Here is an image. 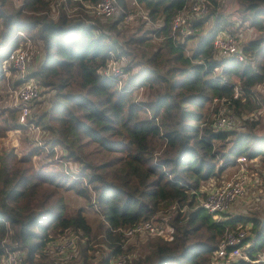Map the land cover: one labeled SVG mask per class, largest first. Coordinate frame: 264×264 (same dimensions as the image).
<instances>
[{"label":"trees","instance_id":"obj_1","mask_svg":"<svg viewBox=\"0 0 264 264\" xmlns=\"http://www.w3.org/2000/svg\"><path fill=\"white\" fill-rule=\"evenodd\" d=\"M53 1L23 0L24 6L8 15L3 9L6 0H0V19L5 21L0 34V80L4 64L21 45L20 34L37 33L44 42L45 58L33 76L41 87L55 91L50 110L32 120L49 133L47 146L21 153L12 149L0 156V264L14 250L27 252L21 264H48L46 248L72 232L90 238L87 243L112 250L99 264L122 255L133 264L130 252L123 249L125 231L160 220L159 214L174 207L177 214L168 218L171 236L149 239L147 255L135 264H218L215 253L223 236L240 230L250 233L245 239L250 261L228 264H264L263 216L223 213L218 220L201 207L204 183L221 180L241 158L261 164L264 170L259 118L245 119L242 131L215 126L223 109L238 117L264 110V98L257 92L264 86V0H240L239 27L219 14L217 0H208L209 15L194 22L198 33L184 43L173 36L172 23L191 0H136L148 11L145 22L159 27L147 31L155 37L144 33L127 41L131 51L95 24L66 12L58 23L48 21L42 13L51 12ZM66 1L70 8L101 0ZM118 1L126 13L122 9L107 29L120 34L119 24L133 10L127 9V0ZM25 10L40 16L32 21L23 15ZM212 18L213 28L200 35L194 47ZM244 24L259 33L241 47L244 60L218 59L213 47L218 33L238 35ZM134 51L142 53L140 59L131 57ZM114 57L124 81L102 74ZM125 57L130 59L127 66L121 63ZM142 91L144 99L139 98ZM11 117L12 123L5 119L0 124V141L12 130L28 128ZM59 150L65 155L57 158ZM70 163L78 170L65 169ZM64 194L69 200L98 205L103 222L96 232L83 209H70ZM87 248L79 242L76 250L87 255ZM37 256L44 263L36 261Z\"/></svg>","mask_w":264,"mask_h":264},{"label":"rangeland","instance_id":"obj_2","mask_svg":"<svg viewBox=\"0 0 264 264\" xmlns=\"http://www.w3.org/2000/svg\"><path fill=\"white\" fill-rule=\"evenodd\" d=\"M66 1L65 0H54L51 8V12H45L42 13V15L47 16L48 21H54L58 23L61 19L62 13L66 12V15L68 17H79L86 23H93L95 26H98L104 33H109L114 39L118 40L124 48L131 51L130 48L126 45V42L133 38V37H139L142 36L144 33H148V37H155L152 32L147 31H154L159 27V24L157 26H151L150 23H146L147 19L144 18V14L147 12L144 8L141 6H137L135 0H127V9L133 10L130 12L128 16H136V19L134 20H127V18L119 24V31L120 34L117 32H108L110 30L107 29V26L110 24H113L119 16H117L114 19H104V18H96V20H93L92 16H89L86 13V10L83 9V3H80L78 6L69 8L70 11H65ZM24 6V2L22 0H6V3L3 6V9L6 11L8 15L17 12L21 7ZM219 14H224L226 17H228L237 27L241 26V22H238L237 20H240L241 14L239 13L241 9L240 0H223L219 2ZM68 8V6H67ZM121 8V7H120ZM135 8L139 9L138 11H135ZM123 9V7H122ZM123 12L126 13V10L123 9ZM24 16L32 17V21L39 18L40 15L33 14L32 12L25 10L23 11ZM235 20H234V19ZM214 19H210L207 23H205L204 31L203 33H199V36L196 37V40L194 41L193 45L194 47L197 45V41L200 38V35H205L211 28H213ZM162 25V23H160ZM5 27V21L3 19H0V34L2 30ZM245 27H247V30H245ZM198 32L194 31V36L197 35ZM238 34V43L239 48L240 46L243 47L245 43L251 41L254 39L256 35L259 33L256 30H253L252 28H249L248 25L244 24V28H242V31H240ZM22 36L21 39V45L19 49L22 47V44H29L33 50V59L30 62L31 67H29L27 76L29 75L30 78L27 79V76L23 78V74L17 72L14 70L13 67L6 69V66L4 64L2 69V75L0 80V124L4 122L5 119H7V123H12V117H17V122H19V109L17 108V105H19L18 100V93L23 87V85L26 83L27 80H34L40 88V95L39 97L33 102L32 105V113L30 122L32 120L37 121L41 115H44L45 112H48L50 110V107L54 101L55 91L52 87H41V83L39 81V78L36 76L34 77L33 74L35 72H38L40 70V64L43 62L45 58V48H44V42L41 40L40 36L37 33H32L28 36V34L21 33ZM1 36V35H0ZM151 43V42H150ZM184 43V41L182 42ZM17 49V50H19ZM134 50H137L133 48ZM16 50V51H17ZM15 51V52H16ZM13 54V53H12ZM11 54V55H12ZM137 57V59H140L142 53L140 54L137 51H134L132 53L131 57ZM112 59H115L112 58ZM110 59V60H112ZM109 60V61H110ZM117 60V59H116ZM118 61V60H117ZM114 61H110L109 64ZM130 62V59L125 57L121 63H124V65H128ZM108 64V65H109ZM32 76V77H31ZM119 78L123 81L125 80L126 76L124 75V72L119 75ZM20 83V84H19ZM19 84V85H18ZM257 92L261 94V96L264 98V86L257 87ZM145 92H141L139 98L144 99ZM10 110H19L16 114H11ZM225 111V109H223ZM256 114L257 117H259L261 123L258 127V132L261 134H264V110ZM238 119L237 121V127L236 130L242 131L245 130L244 127V121L249 116L248 113L243 114L241 117H238L234 113H230ZM217 117V116H216ZM215 119V118H214ZM28 128L26 130H12L10 131L1 141H0V156L5 151H11L12 149H15L18 153H21L22 151L29 150L35 147H42L44 149L47 146V141L49 139L48 135L49 133L44 132V129L41 126H37L36 122H32V124L27 126ZM242 127V128H241ZM161 149H163V146H161ZM49 152V148L45 150V153H43L42 157H44ZM161 152V151H160ZM57 158H60L59 156L65 155L64 152L59 150L56 152ZM56 158V159H57ZM67 170L75 172L77 167L73 164H67L65 165ZM245 177L246 181L249 183L248 187V194L246 197L238 200L235 204H233L229 211L225 213L226 216H252L254 214L259 215L260 217H264V170L261 164L255 162V163H248L246 161L245 163ZM240 167L236 165L234 168L229 169L226 174L222 177L221 180L215 179L216 182H222L225 180H229L232 178V176L239 170ZM254 180H257V183H253ZM206 186V183L203 185ZM61 195H63L61 193ZM65 201L69 204L70 209L78 211L79 209H83V214L86 216V218L89 221L90 226L93 229V233L97 231V229L100 227L101 223L103 222V218L100 213V208L96 204L95 207L87 205L86 202L79 198H73L70 199V196L68 194H64ZM177 214L176 207L172 208L168 213L161 215L159 214L157 216L160 220H155V222L164 228L165 231V237L169 238L172 233V228L169 224L168 218L173 217ZM250 234V233H249ZM78 236L80 239H83V242H80L83 244L85 248L89 246L90 251L87 253V255L81 254L79 250H76V248H72L73 242H75V237ZM248 235L247 237H249ZM64 237H69L68 240L63 241L60 246L58 247V250L56 249L55 245H51L48 249L44 251L45 255V262L48 264H99L107 255L111 254L112 250L105 245H99V244H93V242L87 243V236H81L78 233H69L65 234L60 240H63ZM152 238L150 236H134V237H128L126 236V242L124 250L130 252V255L132 258H130L135 264L136 262L142 260L148 253L149 245L148 241ZM91 240V239H90ZM56 241V240H55ZM49 245V244H48ZM84 249V248H82ZM88 249V248H87ZM74 250H76L74 252ZM22 257V263L27 257V252L23 251H9L4 258V262L7 261L8 257L9 260H12L13 258H16L18 256ZM36 261L44 263V258L41 256L35 257ZM115 261V260H113ZM138 264V263H137ZM141 264V262L139 263ZM221 264H228L225 261H221Z\"/></svg>","mask_w":264,"mask_h":264},{"label":"built area","instance_id":"obj_3","mask_svg":"<svg viewBox=\"0 0 264 264\" xmlns=\"http://www.w3.org/2000/svg\"><path fill=\"white\" fill-rule=\"evenodd\" d=\"M23 1V0H22ZM66 1V0H65ZM218 2L223 0H217ZM83 9L86 10V13L89 16L104 18L107 20L114 19L120 15L122 8L118 0H101L98 3L84 2ZM210 2L208 0H191L188 8L181 11L173 20L172 23V34L179 40V42H185L186 38L190 35L194 36V31L197 29L194 27V22L198 19H204L209 15ZM68 3L66 1L64 9L70 11L69 7L67 8ZM145 19H149V14L146 12L144 14ZM136 16H128L127 20H134ZM178 42V41H177ZM214 52L218 59L222 58H234L237 57L240 60H244V55L242 53V48L238 43V35H234L228 31H220L214 40ZM33 59V50L29 44H22V47L14 52L9 59L6 61V69L13 67L14 70L23 74V78L27 76L29 67H31L30 62ZM110 61L111 62L109 64ZM107 66L102 71L103 76L108 78H118L123 70L120 66V63L116 59L110 60ZM239 89L236 88L234 98L239 97ZM40 88L39 85L34 80H27L23 85L21 90L18 93L19 105L17 108L20 110L19 124L28 126L30 123L32 105L33 102L39 97ZM225 100H222L223 104ZM257 113L249 114L247 119L257 120L259 117ZM215 126L217 130H233L237 127V119L232 114H225L223 111L217 115L215 119ZM247 159L241 158L238 161L239 170L232 176L231 179L225 180L222 182H216L215 180L209 181L204 187L206 192V197L201 203V207L204 208L210 214L216 215V219L220 220L221 214L229 211L230 207L235 204L238 200L244 198L248 194L249 183L246 181L245 173V163ZM253 183H257V180H254ZM126 236H150L153 238L165 237V231L162 226H159L155 220L144 221L134 228L125 231ZM250 235L248 230H240L238 232H227L220 242V245L215 253V259L219 260L218 264H221V261L227 263L245 260L250 261L249 256L245 253V250L249 247L248 243H245L246 237ZM75 237V242L72 244V248L78 247L79 242H83V239H80L78 236ZM69 237H64L63 240H57L50 243L55 245L56 249L60 244L68 240ZM89 244V243H88ZM48 247V248H49ZM76 250H74L75 252ZM22 257L19 255L12 260H9V257L4 264H21ZM115 260V261H113ZM128 257L122 255L118 258H111L109 264H127Z\"/></svg>","mask_w":264,"mask_h":264},{"label":"crops","instance_id":"obj_4","mask_svg":"<svg viewBox=\"0 0 264 264\" xmlns=\"http://www.w3.org/2000/svg\"><path fill=\"white\" fill-rule=\"evenodd\" d=\"M135 2H136V0H135ZM136 5H137L138 7L140 6L139 3H137V2H136ZM138 10H139V9L137 8V11H138ZM147 12H148V11H147ZM92 17H93V16H92ZM93 18H98V17H93ZM197 30H198V29H197ZM197 30H196V31H197Z\"/></svg>","mask_w":264,"mask_h":264}]
</instances>
